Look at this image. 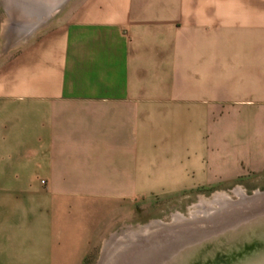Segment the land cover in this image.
<instances>
[{
    "label": "crops",
    "instance_id": "crops-1",
    "mask_svg": "<svg viewBox=\"0 0 264 264\" xmlns=\"http://www.w3.org/2000/svg\"><path fill=\"white\" fill-rule=\"evenodd\" d=\"M73 1L0 24V264H86L131 190L264 170V0Z\"/></svg>",
    "mask_w": 264,
    "mask_h": 264
},
{
    "label": "rangeland",
    "instance_id": "rangeland-1",
    "mask_svg": "<svg viewBox=\"0 0 264 264\" xmlns=\"http://www.w3.org/2000/svg\"><path fill=\"white\" fill-rule=\"evenodd\" d=\"M5 1L8 2L0 0V24L10 17L14 23L21 25L35 22L37 30L56 23L63 10L74 3L72 0L64 8L50 11L48 1L41 4L31 0H13L12 3L10 0L8 3ZM15 3L19 6L14 7ZM7 4L12 7H7ZM15 14L21 16L19 20ZM228 185L227 188L211 189L131 190V195L120 197L121 203L116 205V216H112L110 221L112 226L104 230L98 243L94 244L86 264H127L135 252L134 248L149 241L165 224L177 223L175 220L178 216L190 219L211 215L221 209L224 203L219 200L213 204L206 203L224 194L230 201H237L245 195L264 192V170L247 174ZM124 192L126 191H122V194ZM150 224L152 225L148 226ZM146 227L151 229L146 234L138 235V231Z\"/></svg>",
    "mask_w": 264,
    "mask_h": 264
},
{
    "label": "water",
    "instance_id": "water-1",
    "mask_svg": "<svg viewBox=\"0 0 264 264\" xmlns=\"http://www.w3.org/2000/svg\"><path fill=\"white\" fill-rule=\"evenodd\" d=\"M31 1H48L54 11L72 0ZM158 230L134 248L127 264H264V192L230 201L206 217L171 222Z\"/></svg>",
    "mask_w": 264,
    "mask_h": 264
},
{
    "label": "bare ground",
    "instance_id": "bare-ground-1",
    "mask_svg": "<svg viewBox=\"0 0 264 264\" xmlns=\"http://www.w3.org/2000/svg\"><path fill=\"white\" fill-rule=\"evenodd\" d=\"M10 7H12V6H10ZM27 7V6H26ZM21 13V12H20ZM46 14V13H45ZM44 14V15H45ZM37 20V19H36ZM242 195L244 194L243 192L241 193ZM219 200V202L221 203H224V204H226L225 203V201H229L230 202V199H229V197H227V195L226 194H224V195H222V196H219V197H216L215 198V200L214 201H211V202H209V203H206L207 205L208 204H213L214 202H216V201H218ZM228 202V203H229ZM199 218V217H198ZM193 219H195V218H193ZM184 220V218L183 217H181V216H178V218L175 220V222H177V223H179V222H182V221ZM174 224H176V223H174ZM163 227V226H162ZM162 227H160V228H162ZM149 229H151V228H149ZM148 227H146V228H143V229H141V230H139L138 231V235H142V234H146L147 232H148ZM143 231V233H141ZM135 234H137V233H135Z\"/></svg>",
    "mask_w": 264,
    "mask_h": 264
}]
</instances>
